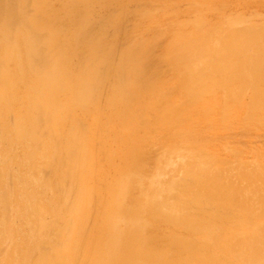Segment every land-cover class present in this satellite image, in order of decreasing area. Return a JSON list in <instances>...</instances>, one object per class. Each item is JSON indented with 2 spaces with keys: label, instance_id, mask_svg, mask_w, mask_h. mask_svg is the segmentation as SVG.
<instances>
[{
  "label": "rangeland",
  "instance_id": "obj_1",
  "mask_svg": "<svg viewBox=\"0 0 264 264\" xmlns=\"http://www.w3.org/2000/svg\"><path fill=\"white\" fill-rule=\"evenodd\" d=\"M243 26L264 28V0H0V264H95V228L128 220L167 150L264 163V113L244 111L264 81L199 99L172 70L186 43ZM171 103L181 121L153 123Z\"/></svg>",
  "mask_w": 264,
  "mask_h": 264
},
{
  "label": "bare ground",
  "instance_id": "obj_2",
  "mask_svg": "<svg viewBox=\"0 0 264 264\" xmlns=\"http://www.w3.org/2000/svg\"><path fill=\"white\" fill-rule=\"evenodd\" d=\"M258 28L229 27L219 31L217 27L218 31L195 37L197 42L213 38L217 40L213 41L215 45H201L195 40L185 42L178 50V66L172 69L177 72L178 67L181 69V74L177 73L182 77L180 91L183 89L191 98L201 99L200 94L217 91L214 89L217 85L234 99L235 92L241 98L249 85L258 87L259 79L263 84L264 45L259 42L264 43V28ZM250 49L255 50L250 52ZM237 78H244V83L237 84ZM230 81L237 85L230 86ZM254 90L251 103L243 105L246 115L258 117L264 113V90ZM121 92L115 87L109 101ZM225 101L228 103L230 99ZM173 104L172 111L171 105L164 107L170 112L153 123L168 122L175 116L178 104ZM216 106L225 115L227 104ZM179 114L175 119H180ZM190 123L189 127L193 124ZM178 125H185L184 131L193 129H188L186 123ZM184 151L174 155L175 150H167L166 158L156 165L153 178L145 181L135 199V208L125 209L128 219L125 223L105 221L95 228L91 239L96 250L95 264H264V163L236 160L225 164L221 155L203 154L202 150L194 151L191 147ZM12 251V248L8 250L7 255Z\"/></svg>",
  "mask_w": 264,
  "mask_h": 264
}]
</instances>
